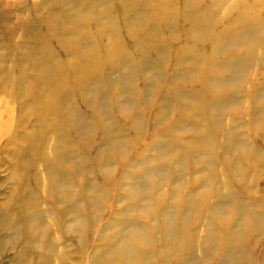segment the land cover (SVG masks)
I'll use <instances>...</instances> for the list:
<instances>
[{"label":"rangeland","instance_id":"rangeland-1","mask_svg":"<svg viewBox=\"0 0 264 264\" xmlns=\"http://www.w3.org/2000/svg\"><path fill=\"white\" fill-rule=\"evenodd\" d=\"M56 1L64 0H0V68L12 69L14 63H17V46L22 39L25 44L33 42L26 21L41 16V13L45 15L44 9L55 7L53 3ZM68 1V8L73 10V0ZM151 1L154 3L152 5H156L168 0ZM200 1L210 12H205L209 15L207 22L214 16L210 22L215 26L212 29L214 32L232 26L242 8L258 5L254 0H216L213 5H209L210 0ZM112 3L123 6L128 1L113 0ZM172 3L164 8L170 18L169 25L162 30V25L153 30L158 36L164 37L168 53L163 61L162 75L153 79L155 83L147 87L149 90L146 89V78L150 72L144 69L142 73L139 72L141 74L134 75L127 64L120 66L123 73H127V93L119 95L121 89H124V82L118 80V70L105 79L112 81V84L97 86V92L101 94L99 97H104L105 113L108 112L115 124L109 128L118 129L119 132L113 135L114 140L112 135L105 139L97 125L108 118L107 113L99 111L101 117L95 118L93 114L97 105L89 104V101L86 103L75 95H83L82 89L72 96H76L77 113L86 125L91 126L90 134L83 138L85 142L81 140L83 143H79L78 139L70 135L68 144L61 141L57 147L58 135L51 127L37 141L34 153H22L18 150L21 142L10 138L14 133L36 134L39 130L40 123L35 121V115H24V119L18 122L23 116L21 113L29 108L24 107L29 102L23 101L35 95L37 88L29 80L18 78L17 69L10 74L15 80L3 83L0 71V118L3 120L10 117L4 107L14 114L9 135L0 136V264H95L93 260L107 249L109 241L113 243L117 238H128L137 230L136 224L127 228L129 219H134L135 223L141 219L139 223L146 222L147 226L153 228L162 221L164 216L161 215H169L170 211L173 212L169 219L184 226L185 235L179 238L183 248L176 250L174 238L167 241L156 229L155 242L147 250L146 260L141 264H174L179 253L189 250L192 252L188 260L192 259V263L217 264L216 259L212 258L219 253V239L226 230V224L233 223L236 207L230 201L216 206V209L224 208L216 217L217 220L202 214L201 208L211 205L210 193L215 185L213 179L217 180L219 175L232 181L231 191L240 196L238 200H241V204L252 206L256 217L255 220H248L254 226L246 227L250 228L244 240L248 254L241 258L243 264H264V103L249 102L245 97L248 88L252 87V80L259 77L257 67H246L234 79L237 88L230 92L234 100L221 111L222 117L218 124L199 117L193 110L195 103L188 95L190 90L202 92L206 83L201 79V74L198 75L199 72L180 70L186 69L185 65L189 63L186 59L192 61L183 55V51L202 50L198 59L202 67L209 65L210 59L206 56L211 53L218 59L222 55L215 51L216 48L206 36H196L198 27L184 17L187 14L183 12L184 0H174ZM94 17L93 13L88 19ZM139 20L140 17H136L135 21ZM87 25L90 30L98 29L94 19ZM137 26L130 25L128 29L115 27L116 31L121 32L118 37L123 47L131 50L138 48L135 44L141 37L136 42L131 38L140 30ZM217 37L218 34L215 35ZM50 41L56 44V39ZM102 41L104 45L105 41ZM100 52L108 53L103 49ZM127 58L135 57L127 55ZM222 70L218 72L226 75ZM203 72L211 73L208 70ZM185 76L188 79H184ZM16 80H20L19 83ZM93 86L96 89L95 84ZM177 87L185 94L182 95V104L188 107H176L167 98V93L177 91ZM89 90L87 88L86 91L90 95L93 90ZM220 93L216 89L209 96H218ZM133 111L137 118L133 117ZM52 113L48 119L49 124L54 121L57 111ZM198 123L205 124L203 131L208 128L214 132V146L202 147L196 143L200 133L194 127ZM227 145L230 149H227ZM182 147L192 152L179 162L173 156L179 154L177 150ZM36 149L41 150L47 158L57 157V152L62 153V163L65 167L76 168L77 176L63 169L62 174L59 173L57 179L52 180L49 177L50 165L46 164L45 158L38 157ZM209 156L217 160L216 168L208 164ZM24 172L28 178L21 177L19 182L16 177ZM153 183L154 186L151 185ZM65 187L71 196H75L70 199L71 203L61 198ZM215 187L221 188L218 184ZM25 192L34 194L36 204L46 212L44 217L28 219L33 206L26 207L24 201L27 197L21 195ZM75 203H78L79 209L76 207L73 211ZM183 204H191L197 211L188 209L185 218L180 220L177 215H181V211L180 214L178 210L176 212V207ZM129 206L131 210H127ZM185 236L193 240L190 247H184L189 239Z\"/></svg>","mask_w":264,"mask_h":264},{"label":"bare ground","instance_id":"bare-ground-1","mask_svg":"<svg viewBox=\"0 0 264 264\" xmlns=\"http://www.w3.org/2000/svg\"><path fill=\"white\" fill-rule=\"evenodd\" d=\"M126 1H128V4L122 6L119 3L114 5L112 3L113 0H73V10L68 8V0L56 1V3H53L55 7L50 6V8L44 9L45 15L41 13V16H35L26 21V28L29 30L30 35L33 36V42L25 44L23 43L24 39H22L21 44L17 46L19 49L17 59H15L17 63H14L12 69L11 67L6 69L4 67L0 68L3 75V83L11 79L14 81V77L10 74H12L13 70L15 71L17 69L18 78L29 80L30 83L37 88L35 95L23 101L24 103L29 102L24 106H29V108H26L24 110L25 112L21 113L23 116L20 118L18 117V122L20 123L21 119H24V115L29 117L35 115V121L40 123L39 130L36 134L21 135L14 133L13 137L10 139L12 141L17 142L18 140L21 142L20 146H18L19 151H22V153H34V147L37 146V143L40 141L45 131L48 128L51 129V127L58 135L57 147H59L61 141L68 144L70 135L78 139L79 141L77 142L79 143L85 142L83 138L90 134L91 126L86 125L83 118L77 113L76 96L74 97L72 95L77 90L81 91L83 89V95H75L87 101L86 103L89 101V104L93 103V105H97V109L94 110L95 114L93 115L95 118L101 117L99 111L104 114L106 111L104 109L106 104L103 102L104 97H99L101 94L97 92L98 84L102 87L104 83L112 84V81H105V79L110 78L112 73L118 70V80H123L124 82V89H121L119 95L124 94V92L127 93L125 90L127 87L125 81L127 73H123V70L120 68L122 64H127L134 75L141 74L144 69L150 72V75L146 78L147 90H149L147 87L155 83L153 79L155 77L159 78L162 75L163 61H165L164 58L168 53L167 43L162 35L158 36L157 32L153 30L161 25L160 29L162 30V28L169 25L170 18L168 14L165 13L164 8L169 6V3L174 2V0L164 1L163 3L160 2L156 5H152L154 3L151 0ZM215 2L216 0H210L209 5H213ZM255 2H258L257 6L244 7L238 12L235 18L237 21L232 26H225L220 31L214 32L212 29H214L215 26L214 24L212 26V23H210L214 20V16H211L210 21L207 22V17L210 13L209 10H206L207 6L202 5L200 0H184L183 12H187L186 15L184 14V17L189 18L195 27H198L196 36H206V38L210 40L212 46L216 48L215 51L222 55L220 59H218L214 53L206 56L210 59L207 68L200 66L198 63L202 50H194V52L189 50L183 51V55L187 58H191L192 61L190 62L186 59L185 61L189 62L187 66L185 65L186 69L184 70L186 71L183 69L180 70L183 72L190 71L192 73L195 70L196 73L199 72L198 75L201 74V79L205 80L204 82L206 83L205 89L200 93L198 91H189L191 93L188 96H190L195 103L193 110L196 111L199 117L202 116L205 120L207 119L210 121V123L217 122L216 124H218L222 117L220 115L221 111L225 107H228L234 100L230 94L235 87L237 88L234 79L239 77L246 67L250 68L251 66H256L259 77L252 80V87L248 88V93H246L245 97L249 102L258 101V103H264V0H254V3ZM139 5H141V7H139ZM206 11L208 14H205ZM93 13L95 16L93 19L98 29L90 30L88 29L87 23L93 21V19L89 20L88 17ZM188 14H190V17H188ZM136 17H140L139 22L135 21ZM137 24V27H140L138 31L140 34L138 35L137 32L132 35L131 38L136 42V40L141 37L135 44L138 48L136 50H131L123 47L122 42L119 40L121 32L116 31L115 27L126 29L130 25L134 27ZM105 27L108 28V30L105 29ZM150 30H152V32ZM216 34H218L217 38H215ZM51 39H56V44H52L50 41ZM102 40L105 41L104 45L101 43ZM100 49L108 51V53L103 54L100 52ZM127 55H132L135 58H127ZM107 65L110 69L107 68ZM221 69L227 74H220L218 71ZM205 70H208L212 74H206L203 72ZM178 73L180 72L178 71ZM184 79H188V77L185 76ZM91 80L92 82H90ZM19 81L20 80H16L17 83H19ZM94 84L96 89L93 86ZM87 88L93 90V92H90V95L89 92L86 91ZM179 89L180 88L177 87V91L167 93V98L171 100L176 107H188L182 104V95L185 94H182ZM216 89L221 91V93L218 96H209L215 93ZM15 95L18 94L15 93ZM4 108L5 112H7L10 117L3 120L0 118V136L9 135L12 122L11 117H14L13 112L6 107ZM257 110L260 109L258 108ZM54 111H57V113H55L56 116L53 117L54 121L49 124L48 119L52 116V112ZM106 113L108 118L103 119L105 120L103 126L102 119L101 124L98 122L97 125L103 132L105 139H108V137L112 135L111 138L114 140L113 135L119 132L118 129L111 130L109 128V126L112 127L115 124L113 118L110 117L108 112ZM131 113L134 118L138 117L137 114L136 116L134 115V111ZM89 117L90 116H88V118ZM198 124L199 125L196 124V127H194L197 133H200L196 143H200L202 147L206 145L210 147L214 146L212 141L214 132H210L208 128L203 131V125L205 126V124ZM228 145L227 149H230ZM179 149L180 150H177L180 151L179 154L176 153L173 156V158L179 162L192 152L191 149L189 150L183 147ZM40 151L41 150H37L38 157H42V159L45 158L46 164L50 165L49 177L52 180H56L58 175L62 174L61 170L63 169H65V172L66 170H70L74 176H77L76 168L65 167L62 163L64 161V155L62 153L57 152V157L47 158ZM237 160L238 159L235 161ZM216 163L217 160L215 161V157L209 156L208 164L216 168ZM25 169L26 167L23 168L24 171ZM21 177L26 179L28 178V174L25 172L19 173L16 179L21 182ZM145 177H147L146 174ZM219 177L220 178L217 180L213 179L215 185L210 193V195L212 194L211 205L208 208L204 207L205 209L201 208L202 214L217 220L216 217H219L221 210H224V208L216 209V206L218 207L219 204L230 201V203L236 207L233 212L234 221L232 224H226V230L223 231L224 233L221 239H219L221 248L218 250L219 253L212 259H216L217 264H243L244 262L241 258L248 254V252L245 251L247 250V246L244 240L247 235L246 231L250 228L246 227H253V223L248 222V220H255L256 217L253 215L252 206L241 204V200H238L240 196H236L235 193L231 191L232 181L220 175ZM206 181H208V179H206ZM61 184L63 185V182ZM217 184L221 187L220 189L215 187ZM151 185L154 186V183ZM62 191L61 198L63 201L71 203L72 197L74 198L75 196H71L66 187L63 188ZM21 195L27 197V200L22 199L25 200L26 207L28 206L31 208L33 206L30 218L28 219L31 220L33 217L42 218L46 215V212L40 209L38 204H36L37 198H34V194L25 192ZM185 204L176 207V212L178 210L180 214L181 211V215H177V218L180 217V220L185 218L184 215L188 209L197 211L196 207L191 205L192 203L189 205ZM251 204L253 205L254 202ZM76 207L79 209L78 203L73 204L72 210L75 211L74 209ZM129 207L127 210H131V207ZM170 210H174V208ZM172 212L170 211V213ZM170 213L169 215L167 213L166 215H161L164 216L162 221L157 224V227L153 228L147 226L146 222H144V224L139 223L141 219L138 223H135L134 219L128 218L127 228H132L136 224L138 225L137 230H134L128 238L122 239L120 237L121 240L117 238L113 243L109 241L107 249L102 251L93 261L95 264H141L143 260H146L147 250L155 242L154 231H156V229L162 233V236H164L167 241L174 238V247L176 250L183 248L179 238L185 235V231L183 230L184 226L181 225L180 222L169 219ZM185 238L189 239L187 240V245L184 244V247H190L193 240L191 241L190 237L185 236ZM118 242L120 243L117 244ZM191 252L192 251L189 250L184 253H179L177 255L179 258L174 264H197L198 262L195 261L192 263V259L188 260Z\"/></svg>","mask_w":264,"mask_h":264}]
</instances>
